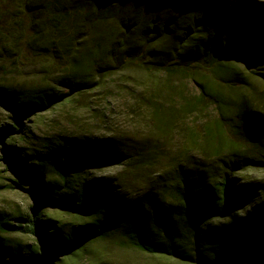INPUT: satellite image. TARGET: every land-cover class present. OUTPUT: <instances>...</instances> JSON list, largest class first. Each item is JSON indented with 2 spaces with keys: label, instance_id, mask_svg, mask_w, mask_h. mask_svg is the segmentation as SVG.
<instances>
[{
  "label": "trees",
  "instance_id": "16d2710c",
  "mask_svg": "<svg viewBox=\"0 0 264 264\" xmlns=\"http://www.w3.org/2000/svg\"><path fill=\"white\" fill-rule=\"evenodd\" d=\"M28 55L65 70L60 82L74 91L88 87L91 74L104 80L137 68L149 75L150 87L168 94L169 77H178L196 94L180 96L178 111L167 107L165 122L209 107L215 116L187 130L173 164L142 177L143 194L134 199L116 193L105 199L120 179L88 180L86 172L124 161L143 170L162 159L157 147L130 151L110 138H70L28 154L5 143L16 138L18 119L0 126L2 151L25 175L32 201L27 214L0 216V264L61 263L109 236L182 264L250 257L264 264V183L235 179L264 168L263 3L0 0V67ZM162 76L164 83L157 82ZM54 100L0 83V102L19 119Z\"/></svg>",
  "mask_w": 264,
  "mask_h": 264
},
{
  "label": "rangeland",
  "instance_id": "374dc122",
  "mask_svg": "<svg viewBox=\"0 0 264 264\" xmlns=\"http://www.w3.org/2000/svg\"><path fill=\"white\" fill-rule=\"evenodd\" d=\"M263 3L264 0H252ZM25 56L27 55L26 52ZM7 61L0 67V83L9 82L20 90L40 91L56 100L46 104L42 111H35L27 118L19 116L0 102V126L12 125L15 119L20 127L14 140L5 142L7 146L22 149L26 153L44 154V147L54 141L70 138L105 139L121 141L124 148L130 150L142 144L157 147L162 159L143 170L118 162L111 165L93 168L86 172L88 180L105 181L116 177L120 182L112 183L104 198L118 194L126 198H138L143 194L142 177L153 178L171 166L177 158L181 147L185 145L186 132L193 126L214 118V108L209 107L202 113H192L180 118L176 114L165 122V110L173 106L175 111L181 107L180 96L187 100L196 94V88L189 81L178 77H169L170 90L162 94L154 86L150 87L149 75L129 68L114 73L104 80L91 74L88 87L74 91L61 84L66 72L60 67H48L38 58L28 55L27 60ZM166 76L158 78L164 83ZM100 82V83H99ZM154 108L161 110L155 112ZM163 109V110H162ZM157 110V111H158ZM194 126V127H195ZM22 135L23 140H20ZM127 153V152H126ZM189 156L207 158V155L190 153ZM206 156V157H205ZM0 146V216L9 219L27 214L32 205L25 193L27 184L25 175L11 168L8 159ZM127 161V160H126ZM165 172V171H164ZM142 175V176H141ZM141 176V177H140ZM152 176V177H151ZM140 177V178H139ZM245 182L260 181L264 183V168L248 169L239 173L235 179ZM50 211V210H49ZM245 213V210H241ZM240 211V212H241ZM14 240L24 243L26 237L13 236ZM239 264H255L254 258H238ZM182 264L172 259L148 255L133 250L116 236L96 241L87 250L57 264Z\"/></svg>",
  "mask_w": 264,
  "mask_h": 264
},
{
  "label": "water",
  "instance_id": "95a60500",
  "mask_svg": "<svg viewBox=\"0 0 264 264\" xmlns=\"http://www.w3.org/2000/svg\"><path fill=\"white\" fill-rule=\"evenodd\" d=\"M11 168H12V169H14V170H16V169H15V168H13L12 166H11ZM24 183L26 184V180H25V178H24Z\"/></svg>",
  "mask_w": 264,
  "mask_h": 264
}]
</instances>
